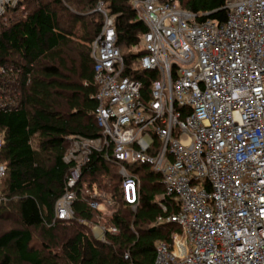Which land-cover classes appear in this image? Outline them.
<instances>
[{
	"label": "built area",
	"instance_id": "built-area-1",
	"mask_svg": "<svg viewBox=\"0 0 264 264\" xmlns=\"http://www.w3.org/2000/svg\"><path fill=\"white\" fill-rule=\"evenodd\" d=\"M22 3L0 0V19L24 10ZM133 6L148 31L132 50L143 55L130 65L114 17L97 6L104 26L92 58L102 135L71 139L65 160L75 167L55 221L75 219L82 168L94 151L105 152L120 168L128 204L136 205L140 189L130 167L148 166L178 207L157 221L180 231L157 243L155 264H264V0H226L225 23L199 22L177 0ZM21 73L0 66V92L20 86ZM3 146L0 136V154ZM6 175L0 163V183ZM89 205L103 212L97 197ZM82 223L104 240L106 228Z\"/></svg>",
	"mask_w": 264,
	"mask_h": 264
},
{
	"label": "trees",
	"instance_id": "trees-1",
	"mask_svg": "<svg viewBox=\"0 0 264 264\" xmlns=\"http://www.w3.org/2000/svg\"><path fill=\"white\" fill-rule=\"evenodd\" d=\"M100 2L115 19L117 45L130 65L143 55L132 50L148 31L133 0H23L24 10L10 9L5 20L0 19V66L22 72L20 86L5 93L11 101L5 102L0 92V163L7 167L0 183V223L8 224L0 232V264H155L157 243H170L171 235L180 231L176 225L157 223L178 211L166 196L160 174L148 166L130 167L134 175L142 174L144 183L132 212L133 205L119 189L121 182L110 171L120 168L98 151L82 168L75 219L55 221L56 205L75 167L65 160L71 139L102 135L95 117L92 58V45L104 26V17L96 12ZM177 4L198 15L199 22L228 19L226 0ZM102 176L108 185L99 182V187L113 198L119 196L122 206L111 215L104 240H99L82 222L92 223L98 216L89 205L86 181ZM112 228L118 234L109 233ZM35 231L44 235L38 247Z\"/></svg>",
	"mask_w": 264,
	"mask_h": 264
},
{
	"label": "rangeland",
	"instance_id": "rangeland-1",
	"mask_svg": "<svg viewBox=\"0 0 264 264\" xmlns=\"http://www.w3.org/2000/svg\"><path fill=\"white\" fill-rule=\"evenodd\" d=\"M20 78V77H19ZM99 147V146H96ZM72 148V141H70V145H69V150ZM69 152V151H68ZM110 171H112L113 174H115L117 176L118 181L121 182V185H119V189L122 192L123 189V177L120 174V171L117 170V168L114 167H110ZM120 176V177H119ZM141 176L142 174H138L137 177L139 179V187L144 186V183L141 180ZM96 182V183H94ZM101 182L103 185L107 184L108 185V179L105 177H98L95 181L94 179H87L86 181V187H89V193H87L88 195H90L91 197H97V200L101 203L104 204V206L101 207V209H103V212L101 211H97L98 216L96 218V220L94 222H92L91 224L93 225H98L100 227L106 228L109 226V219L111 217V215L119 208L122 206V202H120V197L117 196L115 198H113L110 194L106 193L103 188H100L98 183ZM90 185V186H89ZM91 187V188H90ZM1 201V199H0ZM137 208L135 206L132 207V212L135 211ZM85 227L88 228L90 235L94 236L96 238L95 233L93 232V230H91V228L89 226ZM8 229V224H1L0 223V232L2 233L3 231ZM44 235L41 231H35L34 232V245L35 247H38L40 244V241H42Z\"/></svg>",
	"mask_w": 264,
	"mask_h": 264
}]
</instances>
